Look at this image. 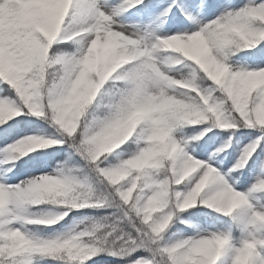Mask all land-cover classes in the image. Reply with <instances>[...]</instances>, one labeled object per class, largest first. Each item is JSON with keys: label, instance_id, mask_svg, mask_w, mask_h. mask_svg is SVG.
Segmentation results:
<instances>
[{"label": "snow or ice", "instance_id": "obj_1", "mask_svg": "<svg viewBox=\"0 0 264 264\" xmlns=\"http://www.w3.org/2000/svg\"><path fill=\"white\" fill-rule=\"evenodd\" d=\"M0 264H264V0H0Z\"/></svg>", "mask_w": 264, "mask_h": 264}]
</instances>
